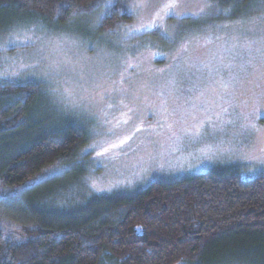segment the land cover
<instances>
[{
    "label": "rangeland",
    "instance_id": "374dc122",
    "mask_svg": "<svg viewBox=\"0 0 264 264\" xmlns=\"http://www.w3.org/2000/svg\"><path fill=\"white\" fill-rule=\"evenodd\" d=\"M172 2L101 0L64 22L0 13V85L39 90L18 128L0 134V161L40 130L73 125L87 135L80 163L54 164L25 184L38 182L31 203L63 216L83 213L91 195L219 166L264 174V0H174L175 14L165 15ZM115 10L123 23L100 31ZM21 189L0 186V201ZM0 237L24 233L0 215ZM249 257L228 251L203 262H258Z\"/></svg>",
    "mask_w": 264,
    "mask_h": 264
},
{
    "label": "trees",
    "instance_id": "16d2710c",
    "mask_svg": "<svg viewBox=\"0 0 264 264\" xmlns=\"http://www.w3.org/2000/svg\"><path fill=\"white\" fill-rule=\"evenodd\" d=\"M100 1L0 0V13L64 22L95 10ZM121 23L111 11L99 30L112 31ZM37 95L33 84L0 85V134L18 128ZM38 133L0 161V186L22 187L0 201V215L16 221L24 233L17 242L0 237V264H204L206 257L228 251L258 261L247 264H264L263 173L242 177L228 165L153 180L132 193L93 194L84 201L83 213L78 209L62 216L36 198L28 200L38 182L24 186L54 164L80 163L77 152L87 135L73 125ZM45 186L50 194L51 186ZM20 193L19 205L11 204Z\"/></svg>",
    "mask_w": 264,
    "mask_h": 264
},
{
    "label": "snow or ice",
    "instance_id": "6c2138e0",
    "mask_svg": "<svg viewBox=\"0 0 264 264\" xmlns=\"http://www.w3.org/2000/svg\"><path fill=\"white\" fill-rule=\"evenodd\" d=\"M174 7H175V3H174V0H173L172 3H169L166 6V8H165V15H174L175 14L174 11H173ZM124 11H127V9H124ZM142 27L151 28V27H156V25L153 23L151 25H145V26H142ZM162 35H164V34L162 33ZM9 195H11V194H4V198L5 199L8 198Z\"/></svg>",
    "mask_w": 264,
    "mask_h": 264
}]
</instances>
